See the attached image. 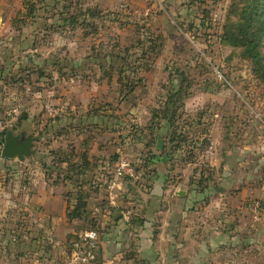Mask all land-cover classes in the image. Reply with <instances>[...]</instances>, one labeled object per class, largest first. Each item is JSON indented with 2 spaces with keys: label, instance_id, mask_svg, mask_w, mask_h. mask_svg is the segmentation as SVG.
<instances>
[{
  "label": "rangeland",
  "instance_id": "374dc122",
  "mask_svg": "<svg viewBox=\"0 0 264 264\" xmlns=\"http://www.w3.org/2000/svg\"><path fill=\"white\" fill-rule=\"evenodd\" d=\"M245 3L246 0H0V83L8 87L4 89L0 84V93L10 95L9 104L0 106V133L26 131L40 137L42 142L33 147L37 156L28 160L56 162L58 157L47 148L56 134L47 135L45 131H66L68 126L62 123L60 127L57 122L61 117L48 111H65L69 103L80 106L84 91L85 103L90 101L92 112L98 105L107 112L100 140L99 133L93 130L87 137L101 144L108 169L120 157L139 167L135 162L138 148L129 136L133 129L144 126L151 109L160 107L169 91L182 84L183 77L189 88L177 105L181 115L177 125L178 129L184 128L189 141L194 133L198 136L204 131H248L245 138L257 146L264 134V68L255 70L250 61L242 58V49L227 47L222 37L226 27L238 22ZM89 12L93 17L88 16ZM153 43L157 55L152 52L143 57ZM259 51L264 67V33ZM119 77L124 78L122 84L127 78L134 81L136 89L129 96H125L128 88L117 82ZM40 90L42 105L48 109L43 116L34 112L39 104L33 97ZM24 93H31L26 103L18 98ZM56 98L64 100L59 105L53 102ZM16 105L20 106L18 115H5ZM25 105L33 114L19 124ZM235 112L239 114L234 116ZM235 117H239L236 123ZM67 142L64 137L59 141L71 146ZM91 143L94 146V141ZM256 155L260 153L253 152L249 165L236 171L246 183H236L229 187L230 191L223 185L225 192L235 193L233 200L228 203L217 196V179L223 174L219 169L205 187V194H212L195 202L197 227L210 226V220H215L210 216L214 207H224L234 214V246L223 249L220 264H264V161ZM1 159L0 156V167ZM198 163L200 169L210 171L204 156ZM192 169L182 167L184 189H188ZM61 171H49L47 176L55 178L58 174L61 179ZM141 171L139 167L138 174ZM125 182V190L149 188L140 177L136 184ZM125 190L118 192V197ZM243 190L248 193L244 198ZM202 202L209 206L206 211ZM89 229L85 226L83 231Z\"/></svg>",
  "mask_w": 264,
  "mask_h": 264
},
{
  "label": "crops",
  "instance_id": "0c3cea01",
  "mask_svg": "<svg viewBox=\"0 0 264 264\" xmlns=\"http://www.w3.org/2000/svg\"><path fill=\"white\" fill-rule=\"evenodd\" d=\"M57 65L58 63L54 66ZM2 72L3 75L6 74L5 71ZM0 84H3L4 89L8 88L5 82ZM40 85L43 84L40 82ZM24 95H18V98L26 103V98L30 100L31 93L26 94L25 99ZM42 95L41 91L33 97L39 104L38 110L34 112L40 116L48 111L42 105ZM81 96L80 106L78 103L77 106L69 103V107L64 108L65 111L59 108L48 111L61 117L57 122L60 127L62 123H66L68 127L66 131H45L47 135L56 134L46 147L58 157L72 151L76 156L73 160L75 163L79 156L85 154L92 166L91 170L68 181L59 179L58 175L60 169L64 170L65 164L56 168L53 162L31 161L29 158L23 162L1 159L0 264H65L70 243L85 226L90 228L87 220L92 218L100 228L95 264H220L223 249L234 246L231 226L234 214H230V210L224 207H214L210 216L215 220H210V226L197 227L194 222L198 211L195 202L206 200L212 193L205 194L207 188L202 192L195 190L190 179L199 178L194 170L199 168L198 161L203 160L204 156L211 172L208 183L215 178L217 170H222L223 174L217 179V196L222 200L227 199L229 203L235 193L225 192L223 185L226 184L230 191L232 188L229 187L245 182V177H238L236 171L249 165L253 152H259L260 155L256 156L264 161V134L255 146L250 138H245L248 131H204V134L196 135L194 140L197 147H200L204 139L207 140L209 148H197V157L192 162H183L182 147L177 151L171 150L174 144L168 142V124L161 122L159 126L153 125V122H157L153 119V114L163 106L166 96L160 102V107L151 109L144 126L136 127L129 136L138 148L135 162L146 163V167L141 168V173L137 174L138 178L144 179L149 188L141 191L135 187L133 191L131 187L125 190L124 185V193L107 209L110 211L100 212L98 209L102 205L99 203L102 199L105 200L104 186L109 169L106 157L101 153V144L87 136L93 130L99 133L100 140L101 129L107 125L108 116L105 108H100V105L92 112L90 101L85 103L84 91ZM8 99V93H0V106L9 104ZM62 100L64 99L56 98L53 102L60 105ZM29 110L26 105L21 110V115L27 117L26 121L33 114ZM235 114L239 113H234L237 116ZM237 120L239 117H235L233 122L236 123ZM148 131H153V135L147 136ZM13 133L23 134L24 137L30 135L26 131ZM63 137L68 139L67 144L71 146L59 143ZM36 138L33 147L39 141L42 142L40 137ZM92 141L94 146L91 145ZM200 153L203 154L198 157ZM36 154L34 151L30 158L36 157ZM179 163L182 164L181 167L178 166ZM186 166L193 167V175H189L187 180L188 189L182 188V167ZM55 169L56 172H53ZM49 171L58 174L55 178L48 177ZM77 182L84 184L83 189L89 192V198L84 218L69 221L66 216L68 202L70 205L75 203L76 185H79ZM136 192L138 195H135ZM245 192L243 190V198L248 194ZM202 204L205 206L207 202ZM208 207L206 205L203 210L206 211ZM242 214L246 215L244 209Z\"/></svg>",
  "mask_w": 264,
  "mask_h": 264
},
{
  "label": "trees",
  "instance_id": "16d2710c",
  "mask_svg": "<svg viewBox=\"0 0 264 264\" xmlns=\"http://www.w3.org/2000/svg\"><path fill=\"white\" fill-rule=\"evenodd\" d=\"M91 14V15H89ZM88 16H92V13L89 12ZM238 22L232 23V25L226 27L223 32V42L227 47L231 48H240L241 56L243 59L248 60L252 63L255 70L263 71L262 69V55L259 51L260 42L264 33V0H246V3L243 5V8L238 13L237 17ZM73 23L75 22V18L73 17L71 19ZM155 52V45L154 43L151 45V47L145 51L143 57L149 53ZM157 55L156 53H154ZM112 70H114L113 67H111ZM123 71L120 70L121 74ZM257 72V71H255ZM106 74V73H105ZM264 75V71H263ZM121 76V75H120ZM124 78L119 77L118 83L122 84L124 83L122 80ZM108 80V79H107ZM108 83L111 82V79H109ZM122 81V82H121ZM185 84H184V83ZM137 84V83H135ZM122 86L128 88V92L125 96H127L129 93H131L134 89V81L127 78V81L125 84H122ZM189 88V85L187 84V81L182 77V84L178 86L176 90L173 89V91H169L166 101L164 102L163 106L156 110L153 114V119L157 122H153V125L159 126L161 122H166L169 126V133L167 134L168 142L172 145L171 150L177 151L179 148L182 147V151L184 152L183 162L190 161L192 162L194 158L196 157V149L198 148L201 150L203 147L208 146V141L203 140L200 143V147H197V142L193 139L195 138V133L191 139V141L188 140L189 137L186 135V131L182 127V129H178L177 122L181 118V115L179 114V107L177 105L179 104L181 98L180 96L184 94V92L187 91ZM27 120V117L25 115H20L17 122L21 124L22 122H25ZM7 131H2L0 133V137H4L5 133ZM134 132V131H133ZM144 132V131H142ZM153 131H148L147 136H152ZM145 136V137H147ZM151 140V137H150ZM182 145V146H181ZM201 148V149H200ZM54 157H58L57 154L50 151ZM76 156L72 151L64 154L62 157H58L56 162H53L57 168L61 166L62 164H65L64 170L62 171V178L63 180H72L74 176H80L82 174H85L87 171L91 170L92 166H90V162L88 161V158L85 154H82L79 156V160L77 163L73 162L74 158ZM148 158H146L147 160ZM118 159H116L117 162ZM115 162V163H116ZM135 164V166L133 165ZM130 166L133 168L135 174H138V168H145V164L139 163V167L136 163H131ZM63 169V168H62ZM194 172L199 175L198 179H190L191 183H193L196 187L195 190L202 192L206 188V184L209 182L211 178V173L208 169H195ZM208 174L205 177V174ZM195 176V175H194ZM109 179V175H106V180ZM126 181H132L130 178H125ZM79 182V181H78ZM77 182V183H78ZM79 184V183H78ZM130 184V183H129ZM124 185L126 187L128 186V183L125 182ZM84 184L76 185L77 192L75 197V203L73 205H70L68 202V209H67V219L69 221L73 220H82L84 218V214L86 212V206H87V200L89 198V192H87L85 189H83ZM130 188V187H128ZM107 209H110L107 201L105 200L102 204V206L99 207L100 212H103ZM90 229L95 230L97 232L100 231L99 225L96 222L95 219H88L87 220ZM76 237L73 239L75 240ZM98 255V254H97Z\"/></svg>",
  "mask_w": 264,
  "mask_h": 264
},
{
  "label": "built area",
  "instance_id": "2783aa9c",
  "mask_svg": "<svg viewBox=\"0 0 264 264\" xmlns=\"http://www.w3.org/2000/svg\"><path fill=\"white\" fill-rule=\"evenodd\" d=\"M220 78H223L220 76ZM20 106L16 105L5 112L7 116H16L19 114ZM109 179L106 180L104 191L105 200L109 207L115 204L118 198V192L124 189V179L130 178L133 182L138 180L130 163L123 157H120L112 169L108 171ZM99 210V209H98ZM109 212L110 210H106ZM99 233L89 229L82 231L76 236V239L70 243V250L65 264H95L98 258Z\"/></svg>",
  "mask_w": 264,
  "mask_h": 264
},
{
  "label": "water",
  "instance_id": "95a60500",
  "mask_svg": "<svg viewBox=\"0 0 264 264\" xmlns=\"http://www.w3.org/2000/svg\"><path fill=\"white\" fill-rule=\"evenodd\" d=\"M36 141L37 138L31 135L24 137L23 134L7 131L3 137V142H0V156L3 159L23 162L34 155L33 143Z\"/></svg>",
  "mask_w": 264,
  "mask_h": 264
}]
</instances>
